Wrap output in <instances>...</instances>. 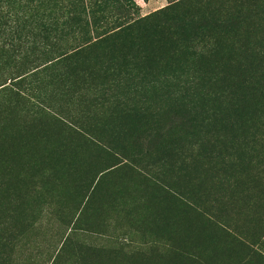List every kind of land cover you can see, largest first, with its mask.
Wrapping results in <instances>:
<instances>
[{
	"label": "rangeland",
	"instance_id": "1",
	"mask_svg": "<svg viewBox=\"0 0 264 264\" xmlns=\"http://www.w3.org/2000/svg\"><path fill=\"white\" fill-rule=\"evenodd\" d=\"M129 2L130 20L171 5L169 14L194 18L219 5L233 8V17L243 9L231 0ZM262 4L247 0L244 8ZM159 18L157 35L146 33L139 47L98 46L94 61L76 59L67 69L39 57L41 71L26 77L29 66L0 62V92L24 78L19 102L8 98L0 115V264H264L261 16H249L222 44L218 84H252L244 111L228 112L227 130L201 126L206 116L190 130L163 91L213 61L167 44L180 25ZM91 30L82 43L93 39ZM114 56L125 64L119 79ZM127 99L146 112V125L128 155L113 160L88 140L106 138L109 147L110 134L131 123L113 104Z\"/></svg>",
	"mask_w": 264,
	"mask_h": 264
},
{
	"label": "trees",
	"instance_id": "2",
	"mask_svg": "<svg viewBox=\"0 0 264 264\" xmlns=\"http://www.w3.org/2000/svg\"><path fill=\"white\" fill-rule=\"evenodd\" d=\"M231 1L243 7L237 9L234 17L231 14L233 8L223 9L221 5L217 6V10L213 13H204L195 18L178 17L169 14L172 10L171 5L160 10L158 15L152 14L130 20L129 0H90L91 4L86 0H0V62L6 61L5 58L12 59V62L19 67L29 66L27 73L29 75L26 77L37 76L41 71L40 67H35V59L39 57H47L46 63L57 60V64L62 65L64 69L70 68L72 65L67 64L76 59L92 62L95 60V49L98 46H111L115 52L122 50L124 44L139 47L140 39L146 33L156 36L158 25L165 22L159 20L162 15L166 17L167 22L172 21L180 25V31L177 32L174 40L166 39L167 44L177 43L181 54L190 57L191 60L198 58L201 61L209 58L213 61L208 69L199 72L194 70L192 74L189 70L182 72V80L163 84V91L171 92L168 97L170 102L174 98V101L179 103L176 110L181 112L184 121L186 118L189 119L190 130L200 126L199 117L202 116L206 117L201 120V126L209 123V127L227 130L231 126L228 112L244 111L242 104L244 93L252 84L247 80L226 86L218 84L222 66L218 58L222 52V44L226 41L227 35L236 31L249 16H261L255 28L264 27V4L248 11L244 8L247 0ZM109 13L115 15L107 16ZM87 29L93 32V39L82 43L81 40L88 35ZM72 35L73 41H70ZM206 39L210 41L207 42ZM206 46L209 48L205 49ZM114 57L109 64L112 75L119 79L125 74L123 70L125 64L120 61V57ZM75 63H78V60ZM23 79H12L11 88L6 86L1 89L0 115L9 99L19 102L20 94L17 86ZM260 97L262 99L264 96ZM11 104L16 110L18 104L16 102ZM113 104H117L116 109L120 112L116 114L131 123L126 129L118 126L110 134L109 147H105L106 138L98 139L101 137L97 136L94 138L91 131L82 133H88L90 138L93 137V140L88 141L98 149V152L109 156L110 159L118 160V157L125 158L129 153L130 144L141 137V129L146 125L147 116L146 112L137 109L136 104L131 100H124L123 103L113 102ZM182 125L186 127L187 122H182ZM114 144L118 145L116 148L119 147L120 150H115ZM128 159L126 162H129Z\"/></svg>",
	"mask_w": 264,
	"mask_h": 264
}]
</instances>
